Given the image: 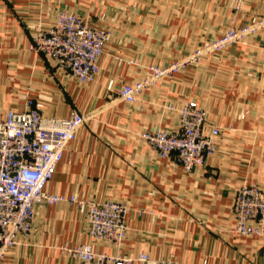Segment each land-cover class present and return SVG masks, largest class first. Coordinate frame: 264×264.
Instances as JSON below:
<instances>
[{"label":"crops","instance_id":"1","mask_svg":"<svg viewBox=\"0 0 264 264\" xmlns=\"http://www.w3.org/2000/svg\"><path fill=\"white\" fill-rule=\"evenodd\" d=\"M0 0V118L39 103L50 118L85 116L45 192L126 207L118 245L88 234L87 212L59 202L34 207L26 236L0 264H74L62 245L94 253L176 264H264V235L233 233L236 188L264 182V28L204 53L145 88L132 103L116 92L151 66L190 58L227 29L264 16V0ZM59 11L78 15L108 37L98 74L81 84L54 60L29 49ZM193 102L221 127L205 165L185 172L160 158L142 132L179 128L178 109ZM171 107L172 109H169ZM142 210V211H141Z\"/></svg>","mask_w":264,"mask_h":264},{"label":"built area","instance_id":"2","mask_svg":"<svg viewBox=\"0 0 264 264\" xmlns=\"http://www.w3.org/2000/svg\"><path fill=\"white\" fill-rule=\"evenodd\" d=\"M244 1L234 0L235 14L242 9ZM262 28L264 16L251 25L231 27L184 61L149 67L144 79L123 84L116 95L120 100L132 103L145 88L177 73L199 55L220 51ZM107 37L106 31L86 24L79 16L59 11L48 30H36L29 49L54 60L59 69L81 84H88L98 74V59ZM40 108L39 103L28 101L22 110H11L0 118V262L6 251L17 243L18 236L27 235L37 204L52 206L68 202L76 205L78 210L86 211L88 234L92 238L118 245L126 235L123 221L126 207L123 204L92 202L75 195L65 197L45 192L66 145L74 140L76 130L86 118L78 112L67 118L45 117ZM177 111L178 130L142 132L141 138L160 158L172 157L185 172H190L205 165L223 129L207 124L206 111L193 102H185ZM232 212L235 235H264V182L259 186L243 184L236 188ZM60 249L74 264H135L149 260L143 253L133 259L97 254L89 245H62ZM155 264L176 262L159 260Z\"/></svg>","mask_w":264,"mask_h":264},{"label":"rangeland","instance_id":"3","mask_svg":"<svg viewBox=\"0 0 264 264\" xmlns=\"http://www.w3.org/2000/svg\"><path fill=\"white\" fill-rule=\"evenodd\" d=\"M233 11H234V9H233ZM234 13H235V11H234ZM78 16V15H77ZM80 19L82 20V18L80 17ZM83 22H85L84 20H83ZM86 23V22H85ZM86 24H88V23H86ZM89 25V24H88ZM91 26V25H90ZM93 27V26H92ZM206 53H209V52H206ZM200 56V55H199ZM198 56V57H199ZM198 57H196V58H194L192 61H196L197 59H198ZM184 61V60H183ZM163 67V66H162ZM111 202H115V201H111ZM120 203V202H119ZM122 204V203H121Z\"/></svg>","mask_w":264,"mask_h":264}]
</instances>
